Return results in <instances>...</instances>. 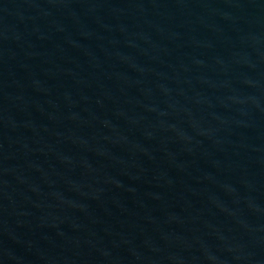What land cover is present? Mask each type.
I'll use <instances>...</instances> for the list:
<instances>
[{"label": "water", "instance_id": "obj_1", "mask_svg": "<svg viewBox=\"0 0 264 264\" xmlns=\"http://www.w3.org/2000/svg\"><path fill=\"white\" fill-rule=\"evenodd\" d=\"M0 264H264V0H0Z\"/></svg>", "mask_w": 264, "mask_h": 264}]
</instances>
